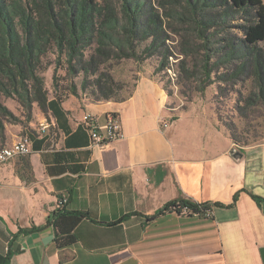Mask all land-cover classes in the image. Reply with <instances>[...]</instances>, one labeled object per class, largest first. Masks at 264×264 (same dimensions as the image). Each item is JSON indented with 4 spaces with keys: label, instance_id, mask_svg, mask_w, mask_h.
I'll list each match as a JSON object with an SVG mask.
<instances>
[{
    "label": "crops",
    "instance_id": "crops-1",
    "mask_svg": "<svg viewBox=\"0 0 264 264\" xmlns=\"http://www.w3.org/2000/svg\"><path fill=\"white\" fill-rule=\"evenodd\" d=\"M48 102L24 135L8 129L9 143L25 136L31 153L0 164V264H264V140L237 147L185 118L171 121L168 95L150 75L124 101ZM85 113L99 126L116 116L125 139L91 146ZM45 120L52 126L42 131ZM62 198L85 218L76 242L59 250L48 221ZM184 200L209 204L210 215L147 221Z\"/></svg>",
    "mask_w": 264,
    "mask_h": 264
},
{
    "label": "trees",
    "instance_id": "trees-1",
    "mask_svg": "<svg viewBox=\"0 0 264 264\" xmlns=\"http://www.w3.org/2000/svg\"><path fill=\"white\" fill-rule=\"evenodd\" d=\"M177 1L163 0L159 7L164 10L162 17L176 18L179 26H186L188 33L182 37L180 54L184 58L200 54L203 78L199 89L212 84L211 74L215 69L224 70L217 76L224 83L252 77L255 90L245 98L241 109L258 106L264 109V47L259 46L264 43L263 1L183 0L184 5ZM162 17L148 0H118L117 4L111 0H0V99L15 100L23 109L28 125L34 121V106L47 115L50 95L41 72L45 69L43 59L49 53L56 55L55 70L63 56L70 74L82 73L87 77L96 75L99 67L111 59H130L139 64L161 48L159 70L167 72L172 52L166 44L168 36ZM219 25L223 28L221 37ZM226 29H236L240 36ZM148 40L150 43L139 51V45ZM92 45H95L94 53L85 59V51ZM212 59H215L213 63ZM179 62L181 71L193 78V72L185 70V61ZM93 84V102L124 101L133 92L122 100L115 99L122 85L103 72ZM71 95L80 98L75 90ZM6 124L22 125V122L0 100L2 143L8 138ZM231 139L237 147L250 146ZM177 203L190 209V216L206 217L210 213L209 204L184 200L164 206L147 217V221L171 212ZM84 218L82 213L64 207L51 214L48 224L54 229L59 250L76 242L73 231Z\"/></svg>",
    "mask_w": 264,
    "mask_h": 264
},
{
    "label": "rangeland",
    "instance_id": "rangeland-1",
    "mask_svg": "<svg viewBox=\"0 0 264 264\" xmlns=\"http://www.w3.org/2000/svg\"><path fill=\"white\" fill-rule=\"evenodd\" d=\"M111 1L114 4L118 3V0ZM162 1L148 0V3L153 6L161 17L164 10L159 7V4ZM178 1L180 5H184L183 0ZM162 21L168 36L166 44L170 47L172 60L174 61H172L176 74L174 81L169 79L166 71L159 70L160 56L163 53V49L161 48L158 49L154 56L139 64L130 59H111L99 67L96 75H89L87 77H84L82 73L70 74L63 56L60 59L59 66L55 70L56 55L49 53L43 59L45 69L41 72V76L44 79V87L50 91V95L52 96L71 95L73 90H75L78 97L88 101H95L93 80H95L98 74L103 72L122 85L121 90L115 94V99L122 100L127 98L134 90L136 83L142 76L150 75L162 87L165 86L167 93H169V107L175 114L171 121L185 118L193 124L215 130L231 141V138H235L239 145L261 143L264 140L263 107L258 106L247 110L241 109L244 106L245 98L255 90L253 78L242 77V79H238L235 82L224 83L217 79L218 74L224 72V70L215 69V72L211 74L212 84L205 86L203 90L199 89L203 78V64L200 54H193L185 58L180 54L182 37L188 33L186 32V26H179L176 18L166 19L163 16ZM217 30L221 32L219 36H223L221 25L217 26ZM226 31L232 35L240 36V33L236 29H226ZM149 43L150 40L140 44L138 50H143ZM259 46L264 47V43H260ZM94 49L95 45H92L85 51V59H89L94 53ZM181 60L185 61V64H183L185 65V70L193 72V78H188V75L181 71V62H179ZM214 61L215 59H212L211 63ZM0 100L22 122V125H5V132L8 138L5 139L4 143L0 142L1 148L11 145L9 143L10 134L8 133V129L17 128L20 131L19 135L22 136L26 131L31 129V126L26 122L25 113L15 100L3 98ZM38 116L42 117L43 115L34 106L32 119L37 120Z\"/></svg>",
    "mask_w": 264,
    "mask_h": 264
},
{
    "label": "built area",
    "instance_id": "built-area-1",
    "mask_svg": "<svg viewBox=\"0 0 264 264\" xmlns=\"http://www.w3.org/2000/svg\"><path fill=\"white\" fill-rule=\"evenodd\" d=\"M171 67L167 69V74L169 79L174 81L176 79V74L173 69V60L170 58ZM173 61V62H172ZM82 127L88 132L90 137V144L93 147H103L114 141H121L125 139L124 132L121 128L118 118L114 115H109L106 123L103 126L97 124L94 116L85 113L82 117ZM52 126L50 121L45 120L42 125H40L41 130H45ZM31 153L30 142L27 137H21L17 142L11 144L10 146H5L0 149V164L5 163L17 157L27 156ZM66 203V199H59L57 202V208H62ZM173 213L183 216H190V209L179 203L173 206L170 210ZM210 213H206L209 216ZM196 216V215H194Z\"/></svg>",
    "mask_w": 264,
    "mask_h": 264
},
{
    "label": "water",
    "instance_id": "water-1",
    "mask_svg": "<svg viewBox=\"0 0 264 264\" xmlns=\"http://www.w3.org/2000/svg\"><path fill=\"white\" fill-rule=\"evenodd\" d=\"M229 154L234 159H239L241 157V154L238 151H236V150H231Z\"/></svg>",
    "mask_w": 264,
    "mask_h": 264
}]
</instances>
